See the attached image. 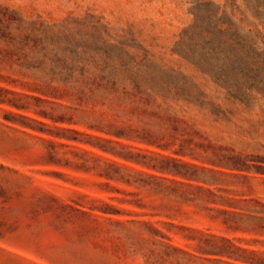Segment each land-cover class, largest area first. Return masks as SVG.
<instances>
[{"label":"rangeland","instance_id":"rangeland-1","mask_svg":"<svg viewBox=\"0 0 264 264\" xmlns=\"http://www.w3.org/2000/svg\"><path fill=\"white\" fill-rule=\"evenodd\" d=\"M0 264H264V0H0Z\"/></svg>","mask_w":264,"mask_h":264}]
</instances>
